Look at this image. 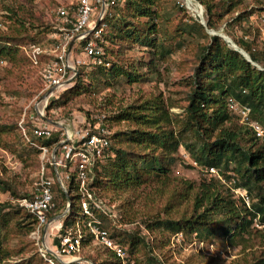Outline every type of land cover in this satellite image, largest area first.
<instances>
[{
  "label": "rangeland",
  "instance_id": "rangeland-1",
  "mask_svg": "<svg viewBox=\"0 0 264 264\" xmlns=\"http://www.w3.org/2000/svg\"><path fill=\"white\" fill-rule=\"evenodd\" d=\"M77 1L0 0V48L10 47L17 50L9 57L0 58V246L2 257L0 264H49L38 251L37 239L32 237L36 225L28 217L26 210L20 206L19 201L33 197L37 193L42 168L47 177L53 178L54 183L57 182L56 171L63 176L66 189L68 180L64 177L71 172H67V168H62L57 154L54 159L57 165L53 162L52 152L64 145L68 149L71 143L79 142L81 135L97 131V128L103 130L109 138L117 135V139L112 140V146L121 147L131 155L145 153L159 155L161 158L166 157L163 165L169 169L166 176L146 173L141 187L123 191L95 186L92 184L93 181L88 184L89 193L102 202L100 209H93L91 219L101 222L102 227L109 231L116 244L123 248L126 264H253L264 259V224L259 222L258 217L253 220L252 232L243 236L244 246H231L226 238L219 236L217 231L206 238L186 232L172 233L164 228L148 229L146 226L149 223L164 220L175 222L194 220L202 211V209L195 210L198 186L209 180H214L222 188L229 190L239 208L244 205L246 209L253 212V204L258 200L254 199V196H251L243 186H239L240 175L233 171L236 162L232 161L228 168L224 166L216 168L225 182L222 183L205 172L209 167L194 160L193 154H198L202 143L210 147L213 138L205 140L202 137L199 140L201 135L194 133L193 129L190 130L189 126L192 122L188 120L186 109L193 90L195 70L203 54L201 48L209 43V36H213L212 32L222 36L217 37L229 48L231 44L227 43L223 37L236 46L239 41H244L251 43L256 51H264V35L260 36L258 30L247 26L244 16L242 18L235 14L243 13L250 4L259 0H243L236 10L225 16L227 1L202 0L204 26L195 20L203 29L196 25L198 23L194 24L188 20L192 14L189 12L190 15L187 13L186 15L180 11L176 7V0H154V6L151 9L156 11L154 20L156 33L150 38L146 34L148 29L146 18H127L126 21L132 23L128 28L122 24L101 34L107 53L105 59H110L111 62L128 71H134L135 74L138 73L141 75L139 81L131 84L126 78L121 77L108 82V77L103 73L99 74L91 61L83 56H72L77 73L66 76L65 80L70 77V81L66 82L64 88L57 93V96H60V102L49 106L52 100L56 101L57 98L48 97L49 88L44 84L41 68L31 65L22 47L39 45L47 52V55L42 58V62H46L48 51L57 44L60 29L63 26L57 17V9L60 7L70 9ZM213 3L219 5L213 10L215 15L223 16L217 21L214 29H208L206 27L207 6ZM127 29H133L141 38L146 36L148 41L155 38V47L140 45V42H134L132 38L126 37ZM245 36L249 39L244 40ZM259 58L261 60L258 64L264 67V56L260 55ZM204 80L210 79L204 78ZM214 94L218 95L216 92ZM45 98L48 102L44 101ZM156 98L163 101V107L170 113L172 124L165 126L164 129L172 131L179 144L178 150L171 154L168 150L161 148L154 151L152 149L154 146L141 152L140 148L128 143V134L136 127L135 123L114 120V117L122 110L138 107ZM40 113L57 125L45 123ZM233 118L232 125L239 127L238 120L236 117ZM253 118L259 122L260 115L257 114ZM20 122L25 123L29 133L37 125L53 126L52 140L56 139V142L48 146L47 153L42 154L23 141L18 128ZM259 123L264 126L263 123ZM243 130L244 127L241 131ZM249 132L250 134L240 141L242 149L246 150L252 144L255 145L254 149L262 146L253 133L250 130ZM36 142L46 146L42 141ZM58 145L60 146L56 148ZM62 163L64 164L63 161ZM101 163L106 165L107 158ZM236 188L246 192L250 201L249 207L240 199ZM74 196L77 209L70 217L71 225L67 226V230L73 234L77 233L74 231L75 223L81 224L83 240L77 257L92 264H114L110 254L95 244L84 228L85 217L81 216L79 210L78 187L74 191ZM56 203L57 207L60 204V213L58 212L57 215H62L66 211L69 213L70 200L65 203L57 195ZM57 235L56 229L49 232H44L43 229L39 234L38 242H46L50 249L54 250L57 247L55 242L58 240ZM137 240L138 242L132 246L133 241ZM242 241L238 240V243ZM200 242L204 243L203 247H200ZM55 256L56 259H53L55 263L64 259L56 254Z\"/></svg>",
  "mask_w": 264,
  "mask_h": 264
},
{
  "label": "trees",
  "instance_id": "trees-1",
  "mask_svg": "<svg viewBox=\"0 0 264 264\" xmlns=\"http://www.w3.org/2000/svg\"><path fill=\"white\" fill-rule=\"evenodd\" d=\"M197 1L204 5L202 0ZM225 1H227V7L224 16L236 10L243 3V0ZM175 4L180 11L190 15L183 6H180L179 0H176ZM153 6L154 0H124L120 6L114 8L105 17L106 28L104 31L107 32L110 28L122 24L128 28L132 23H128L127 18H146L148 26L146 34L150 38L151 35L156 33V23L154 22L156 11H152ZM218 6L214 3L207 6L206 27L208 29H214L217 21L223 16L215 15L213 10ZM243 16L241 15L242 18ZM189 17V21L194 24L198 23L191 15ZM196 25L203 29L199 23ZM125 36L132 38L134 42H140V45L155 47V38L148 41L146 36L141 38L133 29H127ZM237 45L249 55L253 62L259 63L261 60L260 55L264 56V51H256V48H253L249 42L239 41ZM101 46L104 49L103 44ZM201 50L203 54L195 70L193 90L189 97L186 115H188V120L192 122L189 126L190 130L193 129L194 133L201 135L199 140L202 137L205 140L212 137L213 141L210 147L203 142L198 154H193L194 160L203 164V166L215 168L221 166L228 168L232 161L236 162L233 171L240 175V185H238L243 186L258 201L253 204V212L246 209L244 205L239 208L232 199L229 190L222 188L214 180L204 181L198 186V192L195 195V210L202 209V211L194 220L176 222L164 220L149 223L146 226L148 229L164 228L172 233L186 232L206 238L217 231L219 236L223 239L226 238L231 246H244L243 236L252 232L253 220L258 217L259 222L264 224V145L254 149L255 145L252 144L246 150L242 149L240 141L250 132L242 125L239 127L232 125L233 116L227 111L225 99L231 96L247 104L251 108L252 117L259 114L260 118L258 120L264 124V70L260 71L253 67L241 54L229 48L217 36H209V43ZM104 51L107 55L106 49ZM16 52L17 50L10 47H2L0 48V58L9 57L11 53ZM26 59L28 60L27 57ZM107 61L110 63L109 68L103 66H96L95 68L98 69L99 74L103 73L104 76L108 77V82L121 77L126 78L127 82L131 84L139 81L141 75H138V73L135 74L134 71L126 70L124 67L111 62L110 59H107ZM204 78L210 80L206 81ZM214 92L218 95L216 96ZM59 98L60 96L56 101L52 100L49 106L57 103ZM114 120L135 123L136 127L132 129L130 135L128 134V143L140 148L141 152L151 149L150 146H154L152 148L154 151L161 148L165 151L168 150L170 154L178 150L179 144L174 137V133L164 129L165 126L172 124V121L168 109L163 107V101L160 98L146 101L135 108L122 110L114 117ZM243 127L244 130L241 131ZM52 137L53 135L48 140L38 139L37 141H42L44 145L50 146L56 142V139L52 140ZM117 137V135H114L109 138L111 157L107 158L105 166L100 163L95 167L93 185L123 191L124 189L141 187L144 184L146 173L165 176L168 174V167L163 165V160L166 157L161 158L159 155H147L145 153L131 155L121 147L112 146V140L117 139ZM167 164H169L168 161ZM74 178V174L71 173L68 185H66L71 208L63 219V229L60 233H65L64 230L71 225L70 217L77 209L74 203V191L77 187ZM235 181L238 182L237 179ZM52 191L54 196L59 195L60 199L65 203L67 202L66 193L60 189L57 182L54 183ZM59 209L60 204L57 207V213H60ZM27 214L35 224L34 217L29 212ZM238 240L242 242L238 243ZM55 242L58 245V240ZM136 242L138 240L133 241L132 246ZM105 250L114 260V264H121L112 251ZM1 258L0 246V263L2 262ZM253 264H264V259H260Z\"/></svg>",
  "mask_w": 264,
  "mask_h": 264
},
{
  "label": "built area",
  "instance_id": "built-area-1",
  "mask_svg": "<svg viewBox=\"0 0 264 264\" xmlns=\"http://www.w3.org/2000/svg\"><path fill=\"white\" fill-rule=\"evenodd\" d=\"M123 1L124 0H78L70 9L65 7L58 8L56 14L63 26L60 29V36L57 39V44L48 51L46 62H42V58L47 55V52L39 45L32 44L28 47H22L31 65L36 68H41L44 84L49 88V98L54 96L58 98L57 93L59 90H62L65 83L70 81V77H67L65 80L66 76L76 75L77 71L73 65L72 56H83L91 61L94 66L110 67V63L105 59V52L101 46V44L104 43L101 34L106 28L104 22L105 17L109 15L110 11L114 8L120 6ZM190 1L195 7L194 12L188 8L186 0H179V4L204 26L203 5L197 0ZM235 14L240 16L244 14L247 26L258 30L260 36L263 37V0L250 4L243 13L236 12ZM224 27L225 24L223 25V28ZM211 34H213V36L222 37L214 32ZM223 38L227 43H231L226 37ZM243 39L248 40L249 37L245 36ZM231 46L236 45L231 44ZM236 47L248 56V62L253 67L260 71L264 70V67L253 62L242 48L238 45ZM44 101L46 102L47 99ZM225 102L228 113L236 117L238 123L248 128L253 133L256 140L264 145V126L252 117L251 108L247 104L231 96L226 97ZM18 128L26 144L36 148L42 154L48 152V146L39 145L36 141L38 139L48 140L53 134V126H47V124L43 126L37 125L33 127L29 133L25 123L20 122ZM96 130L97 131L81 135L79 142L76 144L71 143L68 149L64 145L54 150L52 152V158L55 163V154H57L62 168H67V172H71L75 176L74 180L80 191L79 210L81 216L85 217L84 228L88 231V235L92 238V241L103 249L112 251L121 264H126V255L123 248L116 244L109 231L102 227L101 222L91 219L93 218V209H100L102 202L92 193H89L88 184L92 183L95 167L100 164L102 160L111 156L109 150V137L103 130L98 128ZM55 164L57 165V163ZM205 172L210 177H214L222 183H225L218 169L209 167ZM71 173L65 174L64 178L68 180ZM56 180L60 189L66 193L63 176L57 171ZM232 182L235 183L234 180H232ZM53 185V178L47 177L42 168L39 176V189L37 193L33 197L21 199L19 201L20 206L29 212L35 219L36 227L33 230L32 237L37 239L38 251L41 257L49 264H91L77 257L82 248L83 240L80 229L81 224L79 222L75 223L74 231L77 233L73 234L70 230H67L68 228L64 230L65 233H60L63 229V219L68 213H66L63 218L57 215V203L52 191ZM235 190L244 204L249 207L250 201L246 192L240 188H236ZM43 229L44 232H49L52 229L57 230L58 245L56 249H50L46 242H38L39 234ZM179 238H181V235H179ZM199 245L203 247L204 243L200 242ZM55 254L58 257H63V261L58 260L59 262L55 263L53 261V259H56Z\"/></svg>",
  "mask_w": 264,
  "mask_h": 264
},
{
  "label": "water",
  "instance_id": "water-1",
  "mask_svg": "<svg viewBox=\"0 0 264 264\" xmlns=\"http://www.w3.org/2000/svg\"><path fill=\"white\" fill-rule=\"evenodd\" d=\"M231 48L234 50V51H236V52H238L239 54H241L243 57H244V59L246 60V61H249V58H248V56L242 51V50H239L236 46H231ZM41 115V114H40ZM41 117H43V115H41ZM43 121L45 122V123H47V124H50V125H57L56 123H54V122H52V121H50V120H48L47 118H44L43 117ZM61 145V144H60ZM60 145H58L56 148H58ZM56 150V149H55ZM66 197H67V199H68V201H69V196H68V194H67V192H66ZM70 207V206H69ZM68 207V208H69ZM68 211H66V212H64L62 215H60V218H63L65 215H66V213H67ZM51 254V253H50ZM88 262V261H87ZM91 263V262H90ZM92 264V263H91Z\"/></svg>",
  "mask_w": 264,
  "mask_h": 264
},
{
  "label": "bare ground",
  "instance_id": "bare-ground-1",
  "mask_svg": "<svg viewBox=\"0 0 264 264\" xmlns=\"http://www.w3.org/2000/svg\"><path fill=\"white\" fill-rule=\"evenodd\" d=\"M186 4H187V6H194L190 0H186ZM188 8H189V7H188ZM189 9H191L193 12L195 11V7H193V8L191 7V8H189ZM230 44H233V43H230ZM40 114H41V113H40Z\"/></svg>",
  "mask_w": 264,
  "mask_h": 264
}]
</instances>
